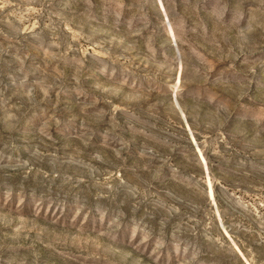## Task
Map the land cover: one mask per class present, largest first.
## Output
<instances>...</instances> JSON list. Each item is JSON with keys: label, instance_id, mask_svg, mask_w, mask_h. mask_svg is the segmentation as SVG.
<instances>
[{"label": "rangeland", "instance_id": "obj_1", "mask_svg": "<svg viewBox=\"0 0 264 264\" xmlns=\"http://www.w3.org/2000/svg\"><path fill=\"white\" fill-rule=\"evenodd\" d=\"M0 264H264V0H0Z\"/></svg>", "mask_w": 264, "mask_h": 264}]
</instances>
